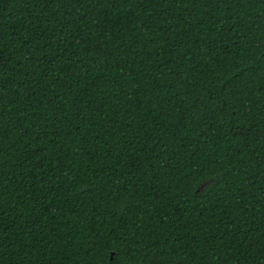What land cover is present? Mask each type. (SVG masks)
I'll list each match as a JSON object with an SVG mask.
<instances>
[{
    "label": "trees",
    "instance_id": "obj_1",
    "mask_svg": "<svg viewBox=\"0 0 264 264\" xmlns=\"http://www.w3.org/2000/svg\"><path fill=\"white\" fill-rule=\"evenodd\" d=\"M0 264H264V0H0Z\"/></svg>",
    "mask_w": 264,
    "mask_h": 264
}]
</instances>
